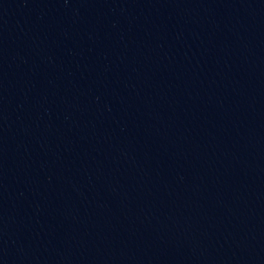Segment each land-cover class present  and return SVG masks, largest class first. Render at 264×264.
Masks as SVG:
<instances>
[{
  "label": "water",
  "instance_id": "95a60500",
  "mask_svg": "<svg viewBox=\"0 0 264 264\" xmlns=\"http://www.w3.org/2000/svg\"><path fill=\"white\" fill-rule=\"evenodd\" d=\"M0 264H264V110L104 0H0Z\"/></svg>",
  "mask_w": 264,
  "mask_h": 264
}]
</instances>
